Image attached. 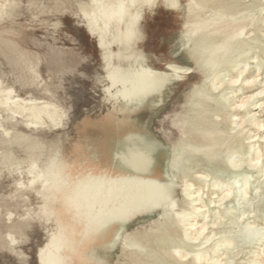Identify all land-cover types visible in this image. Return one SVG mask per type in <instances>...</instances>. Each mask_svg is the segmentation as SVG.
<instances>
[{
	"label": "bare ground",
	"instance_id": "6f19581e",
	"mask_svg": "<svg viewBox=\"0 0 264 264\" xmlns=\"http://www.w3.org/2000/svg\"><path fill=\"white\" fill-rule=\"evenodd\" d=\"M75 2V15L95 40L104 73L98 103L72 119V107L51 93L41 71L79 72L82 59L70 51L56 54L22 31L36 32L56 16L47 15L45 0H0V247L28 264L20 246L33 223L46 235L37 264H209L220 246L228 255L238 245L259 243L263 229L247 218L259 212L264 220V210L246 208L252 205L248 169L260 164L264 152L257 147L253 155L245 126L263 125L253 115L236 119L233 111L253 99L247 95L234 101L242 86L260 76L245 74L249 60L264 54L258 34L263 4ZM162 7L186 12L185 51L173 55L168 50L163 57L187 56L193 65L166 59L157 66L160 59L147 54L143 22ZM27 14L48 19L23 25L20 17ZM172 35L167 31L160 41L168 46ZM254 49L258 52L251 57ZM256 65L259 72L261 65ZM197 73L198 80L187 84ZM16 84H35V95L21 94ZM175 99L174 109L167 111ZM154 118L162 139L149 129ZM262 189L256 188L255 199H264ZM231 199L243 210L235 209ZM222 234L228 239L211 246ZM201 239L210 243L206 255L197 245ZM252 264H264V259Z\"/></svg>",
	"mask_w": 264,
	"mask_h": 264
},
{
	"label": "rangeland",
	"instance_id": "374dc122",
	"mask_svg": "<svg viewBox=\"0 0 264 264\" xmlns=\"http://www.w3.org/2000/svg\"><path fill=\"white\" fill-rule=\"evenodd\" d=\"M45 0L46 10L48 9L49 16L55 15L56 17H60L57 19L56 17L52 20H47V15H40L38 18H33L30 15H25L20 17L19 22L23 25H28L33 21L35 24V20L37 24H42L44 19L47 20V23L42 25V29L35 32V30L31 29H22L25 33H28V39L32 42H36L38 44L43 45L46 49H49L56 54L59 53H67L68 51L80 57L83 61V68L78 71H67V72H54L51 74L47 70L41 71V77L44 81L47 82L48 88L52 94L65 106L72 107V119L74 116L84 112L87 109L94 107L98 100L101 98V78L103 75L102 69V61H101V53L97 48L96 42L92 39L86 32L85 28L82 26L81 19L75 15L77 13L76 2L75 0ZM252 0H245V2H250ZM261 4L264 6V0H259ZM56 6L58 8H56ZM156 16H155V15ZM153 16H155L153 18ZM186 18V12L183 8L180 12L172 13L166 10L164 7L159 8L155 13L147 15L146 21L143 22L144 28H146V37H149V44L144 46L146 52L153 60H156L154 54L161 60L157 62V66H162L163 62L167 59L163 57L166 51L172 50L173 55L179 52H183V47L181 45V36L183 30V22ZM262 23L260 30L258 32L259 36L263 41L262 47H264V10L262 13ZM46 22V21H45ZM60 22V26L55 28L54 23ZM172 32V37L170 38V45H166V43L161 42L162 36L167 32ZM53 38H56L57 41H53ZM147 38H145L144 43ZM52 45V46H49ZM64 47L65 50H61L60 48ZM168 48V49H167ZM35 51V46L32 48ZM258 50H252L250 56L253 57ZM58 56V55H57ZM260 60L250 59V67L245 74L246 77L254 78L255 75H260L256 78V80L252 81L251 84L242 86V92L238 93L235 97L234 101H238L240 98L244 96H251L252 100L244 107V108H236L233 111L239 119L242 115L246 114L249 117L256 116V118L262 123V128H257L255 125H246V137L250 138L246 142L247 146L254 145L255 148L253 150V155L256 153L257 147L264 152V92L262 95L257 96L258 92H262L264 89V54H260ZM167 60H177L181 64L190 63L193 65L191 60L186 57H181L176 55V59L173 57H168ZM253 60V61H252ZM257 63H260V71H257ZM263 66V67H262ZM236 75V72L232 73ZM199 78V74H193L187 82L190 84L194 81H197ZM42 86L45 88V85L42 83ZM237 88L241 86L239 83L236 85ZM16 89L24 94L25 92H32L35 95V84L30 87H21L19 84H16ZM255 89V90H254ZM38 90H41L40 88ZM229 89L228 92H230ZM256 94V95H254ZM242 96V97H241ZM257 96V98H255ZM260 97V98H259ZM180 99V98H179ZM184 95H181L182 101H184ZM255 99V100H254ZM177 100H171L166 110L171 111L174 109V104ZM233 102V101H232ZM261 104V106H260ZM251 105V106H250ZM258 105V106H257ZM249 106V107H248ZM260 108V109H259ZM254 109V110H253ZM256 109V110H255ZM164 110L163 112H165ZM252 111V112H251ZM262 113V114H261ZM160 124L156 123V126L159 127ZM173 137H178V133L175 130H172ZM159 137L162 139V135L160 132ZM259 134V136H258ZM254 138V139H253ZM262 138V139H260ZM255 141V142H254ZM253 143V144H252ZM252 155V156H253ZM264 155L260 164L255 165L253 168H249L248 171L251 173V182L250 187L248 188V199L252 202L251 206H247V209L256 208L257 205H260L261 209L264 210V199H255L257 191L256 188L260 185L264 187V175L260 173L261 170H264ZM259 166V167H258ZM248 168V167H247ZM259 172V174H257ZM262 177V178H261ZM255 178V179H254ZM9 179V178H8ZM242 184V182H241ZM207 192V190H206ZM260 192H264L262 189ZM207 194V193H205ZM240 195H238L239 197ZM205 201H207L206 195H203ZM231 201H233L231 199ZM34 203V201H32ZM35 204V203H34ZM197 204V203H195ZM232 206H235L237 210H243V205L241 204L239 208L236 206L235 201L232 202ZM214 212V211H213ZM194 215H189V218H192ZM201 220L206 221L205 216ZM188 220V219H187ZM213 220L211 217L208 221ZM247 221L250 223H255L259 225L260 229H263L264 235V220L261 219V214L259 212L252 213L248 216ZM190 221H187L185 224H189ZM222 229V228H221ZM215 231H219V229H215ZM209 232V233H208ZM206 233L207 236H211L214 233V230L209 229ZM26 239L24 243L21 244L20 250L27 256L28 264H37L36 263V252L38 247H40L43 242L46 240V235L43 227L39 223H33L30 227L25 229ZM236 235V234H234ZM226 240L224 234L218 235L216 239H214L211 246L215 245L219 240ZM205 248L202 250L201 255H206L207 250L206 247L210 245L205 244V240L201 239L197 245ZM204 244V245H203ZM207 245V246H206ZM238 248V249H237ZM219 251L216 254H211V262L209 264H223L229 262L228 264H252V261L262 262L264 259V255L261 251L264 249V236L262 240L253 245H238L236 249H232L228 255L224 253V249L222 246L219 247ZM197 247L193 249L191 252H196ZM119 251L117 249L116 253ZM233 251V252H232ZM116 253L113 254V258H115ZM232 253V254H231ZM256 253H259L258 256H255ZM237 254V255H236ZM261 258H260V257ZM220 261H218V260ZM223 260V261H222ZM234 260V262H233ZM213 261V262H212ZM241 261V262H240ZM0 264H22L17 257L10 254L5 249L0 247Z\"/></svg>",
	"mask_w": 264,
	"mask_h": 264
},
{
	"label": "crops",
	"instance_id": "0c3cea01",
	"mask_svg": "<svg viewBox=\"0 0 264 264\" xmlns=\"http://www.w3.org/2000/svg\"><path fill=\"white\" fill-rule=\"evenodd\" d=\"M84 116V113H81L79 116H78V118L80 117H83ZM156 121H157V118H154V120H152L151 122H150V125H149V129H150V131L152 132V134H154L158 139H161L160 137H159V133L157 132V129H156Z\"/></svg>",
	"mask_w": 264,
	"mask_h": 264
}]
</instances>
